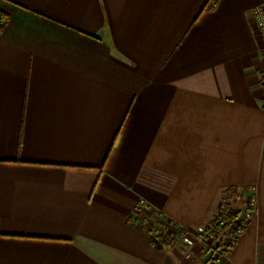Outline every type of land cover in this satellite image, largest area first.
<instances>
[{"label": "crops", "instance_id": "0c3cea01", "mask_svg": "<svg viewBox=\"0 0 264 264\" xmlns=\"http://www.w3.org/2000/svg\"><path fill=\"white\" fill-rule=\"evenodd\" d=\"M264 0H0V264H264ZM143 200L151 226L143 225Z\"/></svg>", "mask_w": 264, "mask_h": 264}, {"label": "built area", "instance_id": "2783aa9c", "mask_svg": "<svg viewBox=\"0 0 264 264\" xmlns=\"http://www.w3.org/2000/svg\"><path fill=\"white\" fill-rule=\"evenodd\" d=\"M252 18L257 29L258 35L264 45V2L256 5L252 10ZM260 82L264 84V68L260 69ZM228 199L224 197L220 204L219 212L215 220L209 223L206 227L198 229L195 233H183L176 235L170 225L159 223L157 226L151 228L152 234L161 241L167 243H174L180 240L184 246V251L187 255L191 254L195 243H203L210 248L213 241L222 235V240L218 249L214 251L212 258L207 264H215L217 258L221 254H225L238 240L243 233L246 222L250 220L257 212V194L254 187L245 198V205L239 214L232 212L227 205ZM139 209L144 213L141 218L143 225L151 226L148 218L150 207L143 200L139 201ZM208 248V249H209Z\"/></svg>", "mask_w": 264, "mask_h": 264}, {"label": "water", "instance_id": "95a60500", "mask_svg": "<svg viewBox=\"0 0 264 264\" xmlns=\"http://www.w3.org/2000/svg\"><path fill=\"white\" fill-rule=\"evenodd\" d=\"M222 240V235H219L211 244L210 248L204 253V255L200 258L198 264H207L209 260L212 258L214 251L219 248Z\"/></svg>", "mask_w": 264, "mask_h": 264}, {"label": "trees", "instance_id": "16d2710c", "mask_svg": "<svg viewBox=\"0 0 264 264\" xmlns=\"http://www.w3.org/2000/svg\"><path fill=\"white\" fill-rule=\"evenodd\" d=\"M9 18L8 15L0 12V32L4 28V26L7 24Z\"/></svg>", "mask_w": 264, "mask_h": 264}, {"label": "rangeland", "instance_id": "374dc122", "mask_svg": "<svg viewBox=\"0 0 264 264\" xmlns=\"http://www.w3.org/2000/svg\"><path fill=\"white\" fill-rule=\"evenodd\" d=\"M208 248H209V247H207V246H206V248H205V251H204V252H206V251L208 250Z\"/></svg>", "mask_w": 264, "mask_h": 264}]
</instances>
